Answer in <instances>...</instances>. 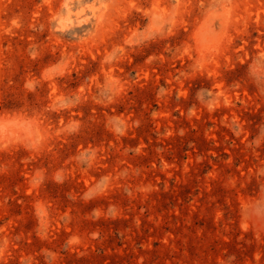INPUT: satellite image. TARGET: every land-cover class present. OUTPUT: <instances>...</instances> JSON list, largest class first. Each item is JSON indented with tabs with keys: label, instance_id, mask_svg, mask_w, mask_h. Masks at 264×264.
<instances>
[{
	"label": "rangeland",
	"instance_id": "374dc122",
	"mask_svg": "<svg viewBox=\"0 0 264 264\" xmlns=\"http://www.w3.org/2000/svg\"><path fill=\"white\" fill-rule=\"evenodd\" d=\"M0 264H264V0H0Z\"/></svg>",
	"mask_w": 264,
	"mask_h": 264
}]
</instances>
